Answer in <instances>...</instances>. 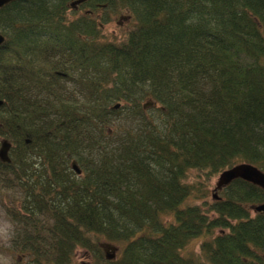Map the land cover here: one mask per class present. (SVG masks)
<instances>
[{"label": "trees", "instance_id": "trees-1", "mask_svg": "<svg viewBox=\"0 0 264 264\" xmlns=\"http://www.w3.org/2000/svg\"><path fill=\"white\" fill-rule=\"evenodd\" d=\"M76 1L0 7V204L28 264H264V190L207 199L226 169L264 172V0Z\"/></svg>", "mask_w": 264, "mask_h": 264}, {"label": "rangeland", "instance_id": "rangeland-1", "mask_svg": "<svg viewBox=\"0 0 264 264\" xmlns=\"http://www.w3.org/2000/svg\"><path fill=\"white\" fill-rule=\"evenodd\" d=\"M78 13V12H77ZM135 21L129 13H122L119 15H114L111 17V21L103 27V35L105 41L110 42H122L125 40L126 34L134 26ZM123 125L122 121H119ZM0 142V146L1 143ZM196 173L192 172L189 178L186 180L192 182L196 177ZM217 177H215L208 186V198L212 195H220L221 191L217 193L214 191L215 184L217 182ZM10 200L4 202L7 206ZM195 200L190 199V203H194ZM189 202H185L182 206H185ZM251 214L254 215L256 212L254 206L250 207ZM26 235L24 232L20 231L19 227L12 222L11 217L7 213L5 205L0 204V264H28L29 255L27 252L22 253L18 250L19 246L25 241ZM201 238L192 239L189 244L183 249L182 255L187 257H198L199 255V242ZM103 250L105 254L114 257L120 256L123 246L125 243L121 244H103ZM71 264H93V260L88 252L83 249H77Z\"/></svg>", "mask_w": 264, "mask_h": 264}, {"label": "water", "instance_id": "water-1", "mask_svg": "<svg viewBox=\"0 0 264 264\" xmlns=\"http://www.w3.org/2000/svg\"><path fill=\"white\" fill-rule=\"evenodd\" d=\"M13 0H0V7L4 6L5 4L11 2ZM83 2V0L76 1L72 4V6H76ZM4 42V37L0 35V45H2ZM118 105L116 106V108ZM10 144L7 141H3L0 146V161L4 163H8L9 156L8 152L10 149ZM73 169L77 172V174H80V171L77 169L76 165H73ZM243 180L245 182L251 183L255 186L260 187L264 190V172L260 171L257 167L248 164H238L235 165L229 169L224 170L222 173L218 175L217 182L215 184L214 191L217 193L218 191H221L223 188L228 186L231 182L234 180ZM216 197V195H213ZM255 212L257 213H264V204L254 207ZM115 257L114 255H107V260H113Z\"/></svg>", "mask_w": 264, "mask_h": 264}]
</instances>
